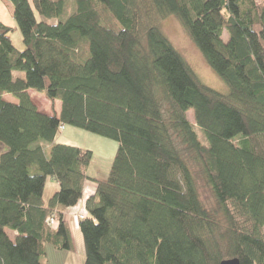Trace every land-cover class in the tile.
<instances>
[{
  "label": "trees",
  "instance_id": "16d2710c",
  "mask_svg": "<svg viewBox=\"0 0 264 264\" xmlns=\"http://www.w3.org/2000/svg\"><path fill=\"white\" fill-rule=\"evenodd\" d=\"M9 1L0 264H44L46 244L73 250L65 214L86 194L84 264H264V0ZM169 17L227 94L162 33L156 21ZM30 91L59 114L40 112ZM65 125L118 144L105 179L88 175L90 150L58 142Z\"/></svg>",
  "mask_w": 264,
  "mask_h": 264
},
{
  "label": "rangeland",
  "instance_id": "374dc122",
  "mask_svg": "<svg viewBox=\"0 0 264 264\" xmlns=\"http://www.w3.org/2000/svg\"><path fill=\"white\" fill-rule=\"evenodd\" d=\"M33 8L32 0H28ZM35 13V12H34ZM35 17L38 18L37 13ZM0 22L11 27L16 26L13 18V5L9 0H0ZM162 33L168 38L171 44L179 51L186 60L192 70L198 75L204 85L221 93L227 94V87L221 80L210 70L204 62L198 49L192 43L188 35L185 33L179 22L174 17L156 21ZM13 44L23 49L21 44V35L18 30L10 33ZM224 39L227 36L224 35ZM31 100L40 112L46 115H53L60 109V103L48 100L43 93L30 91ZM187 118L193 122V114L191 110L187 112ZM58 142L78 146L88 149L92 152V159L88 171V175L97 179H105L109 172L114 154L118 144L110 139L86 132L84 130L65 125L60 130ZM3 145L0 144V155L3 152ZM50 184H47L46 193L51 195L54 191L49 190ZM50 195V196H51ZM200 197L207 207H210V199L207 192L200 190ZM45 261L44 264H84V248L82 238L73 242V250H56L51 245H45Z\"/></svg>",
  "mask_w": 264,
  "mask_h": 264
},
{
  "label": "crops",
  "instance_id": "0c3cea01",
  "mask_svg": "<svg viewBox=\"0 0 264 264\" xmlns=\"http://www.w3.org/2000/svg\"><path fill=\"white\" fill-rule=\"evenodd\" d=\"M30 94V92H29ZM11 102H15L13 99H10ZM60 112V109L55 113L56 115H58ZM50 189L51 191H54V189L56 188V184H54L52 181H50ZM50 193L47 192L46 193V189L44 191V201L46 202L48 200V198L50 197ZM88 194H86V196L84 197V199L78 203L75 207H72L70 209H68L66 211L65 214V218L69 223V227H70V231H71V237L73 242L74 241H78L82 238L79 228H78V215L82 214L84 211V202H85V198H87Z\"/></svg>",
  "mask_w": 264,
  "mask_h": 264
},
{
  "label": "water",
  "instance_id": "95a60500",
  "mask_svg": "<svg viewBox=\"0 0 264 264\" xmlns=\"http://www.w3.org/2000/svg\"><path fill=\"white\" fill-rule=\"evenodd\" d=\"M220 264H239V262L237 259H230V260L222 261Z\"/></svg>",
  "mask_w": 264,
  "mask_h": 264
},
{
  "label": "built area",
  "instance_id": "2783aa9c",
  "mask_svg": "<svg viewBox=\"0 0 264 264\" xmlns=\"http://www.w3.org/2000/svg\"><path fill=\"white\" fill-rule=\"evenodd\" d=\"M48 223H49L50 225H54L55 221H54L53 218H51V219H48Z\"/></svg>",
  "mask_w": 264,
  "mask_h": 264
}]
</instances>
